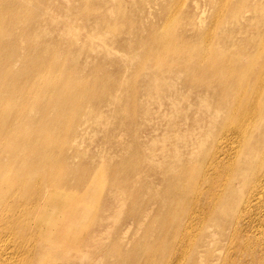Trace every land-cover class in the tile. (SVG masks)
<instances>
[{
  "label": "bare ground",
  "instance_id": "obj_1",
  "mask_svg": "<svg viewBox=\"0 0 264 264\" xmlns=\"http://www.w3.org/2000/svg\"><path fill=\"white\" fill-rule=\"evenodd\" d=\"M158 1H125L138 10L125 26L127 36L118 32V43L164 47L160 71L183 76L180 89L196 100V125L203 123L204 106L212 121L215 114L228 117L217 129L215 121L219 122L211 123L219 135L214 152L202 157V170L181 166L175 178L171 163L162 168L156 163L153 144L152 154L140 167L123 162L107 169L97 164L106 165L105 161L94 157L91 167L98 175L89 182L79 160L70 162L72 155L64 150L62 138L66 123L85 113L77 108L81 97L87 96L84 83L74 78L55 83L65 102L57 113L48 111L44 85L28 77L25 48L14 56L11 47H0L1 258L32 255L27 264H211L213 260L264 264V0H161L164 7L156 15ZM81 2L84 14L90 16L93 1ZM192 3L196 14L189 16ZM146 13L140 41L135 28ZM31 68L40 70L41 64L35 62ZM87 93L88 99L96 97L93 90ZM173 107L178 125L183 119L180 112L187 107L184 102L182 108ZM234 115L238 119L232 125ZM245 132L247 148L241 142L233 147L234 136L245 138ZM169 144L172 139L167 136L163 158L172 161ZM150 163L154 166L143 171ZM136 171L161 177L163 187L147 184L150 195L140 192L125 209L130 181L122 177ZM99 188L116 190L107 199L108 208H97L98 195L93 194ZM111 222L116 223L113 227L128 226L123 236L120 228L104 232ZM65 239L73 244L70 252L77 251L80 258L68 251L60 255Z\"/></svg>",
  "mask_w": 264,
  "mask_h": 264
},
{
  "label": "rangeland",
  "instance_id": "obj_2",
  "mask_svg": "<svg viewBox=\"0 0 264 264\" xmlns=\"http://www.w3.org/2000/svg\"><path fill=\"white\" fill-rule=\"evenodd\" d=\"M81 1L0 0V47H11L14 56L18 54L19 49L25 48L27 64L29 61L28 77L33 79L34 83L39 79L44 85L45 109L57 113L65 102L61 89H56L55 83L70 81L72 78L84 83L87 96L81 97L82 103L77 105V108H82L85 113L78 114L75 117L77 121L70 119L65 128H62V131H67L62 132L65 134L62 138L66 146L64 150L72 155L70 162L75 158V161L79 160L80 168L82 166L84 168L83 173L86 171L88 174L86 180L91 182L98 175V170L94 172L91 167L94 157L99 162L105 161L106 165L98 162L97 164L106 166L107 169L123 162L140 167L152 154L153 144L157 149L155 153L157 157L154 158L156 163L161 168L171 163L173 178L180 175L178 171L181 166L190 168L202 166V170L204 168L202 157L214 152L216 143L219 142V135L213 130L220 123L221 126L224 125L228 117L221 115L217 118L218 115L215 114L213 121L216 119L219 123L216 125L215 121L214 128L211 124L212 116L207 114L208 110L204 106L201 116L203 123L196 125L193 119V112L196 113L193 104L196 100L180 89L183 76L175 72L170 73L168 69L162 73L160 71L163 63L159 58L166 53L164 47H129L118 43V32L123 35L126 31L125 26L129 23L130 17L134 19L132 14L138 10L136 5L126 3L128 0L121 5L112 2L113 0H92L93 3L89 5L93 11L90 16H86L83 12L85 4ZM161 2L159 0L158 4H155L156 15L160 14L164 7ZM192 7L193 11L189 16L196 14L194 3ZM201 7L204 8V5ZM146 16L147 13L135 28L140 41H143L144 34L140 32L141 22L143 25L146 23L143 21L146 20ZM200 16L201 9L194 17L196 23L199 22ZM195 50H198V47ZM185 58L187 59L186 56ZM35 62L41 64L40 70L31 68ZM52 87L53 90L50 89ZM88 90L95 91L96 97L88 99ZM176 96L179 99L175 98ZM160 100L163 105L160 104ZM183 102L187 107L182 111L185 116L180 112L183 119L181 122L178 121L177 125L178 113L173 104L182 108ZM69 107L67 105L65 108ZM97 119L101 121L97 122ZM237 119V115H234L230 123L234 125ZM170 123L172 126H168ZM167 136L172 139V144H169L172 149V161L163 158L166 151L163 145ZM233 140L235 141L232 143L233 147L237 148L241 142L247 148L246 132L245 138L236 135ZM258 162L259 158L256 163ZM153 166L154 164L150 163L142 169L150 170ZM153 174L152 177L146 172L137 171L124 174L122 178L130 181L125 195L127 201L124 203L125 209L128 208L132 197H136L140 192L145 196L150 195L147 184L151 188L152 182L155 189L157 186L162 189L164 180ZM183 179L187 182L189 177ZM140 181L144 183L140 185ZM222 181L223 177L219 179V183ZM115 191L110 188H106L105 191L99 188L95 191L93 196L98 195L99 202L97 208H108L110 201L107 199ZM18 213H21L19 209ZM110 214L113 216L114 213L110 211ZM114 224L111 222L104 226V232L111 234L120 228L123 236L128 226L117 223L116 227H113ZM33 228L39 230L37 226ZM22 240L23 245L28 243L25 238ZM207 240L212 241L210 233ZM61 245L60 255L64 256L66 251L71 253L69 249L73 246L71 242L65 239ZM71 254L75 259L80 258L75 250H72ZM31 256L18 255L13 259L11 256H2L0 264H13L15 260L16 264H19V261L21 264H27ZM51 259L53 263L54 260ZM216 261H211V264Z\"/></svg>",
  "mask_w": 264,
  "mask_h": 264
}]
</instances>
